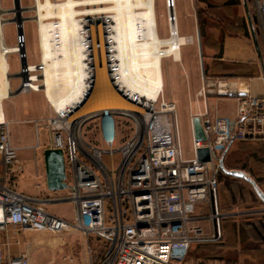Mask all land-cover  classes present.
Instances as JSON below:
<instances>
[{"label":"built area","instance_id":"built-area-1","mask_svg":"<svg viewBox=\"0 0 264 264\" xmlns=\"http://www.w3.org/2000/svg\"><path fill=\"white\" fill-rule=\"evenodd\" d=\"M171 5L172 2L170 5L167 2L168 9ZM255 7L264 36V0H255ZM15 26L14 45L24 47L22 27L17 23ZM88 41L92 52L93 44L90 38ZM94 43L100 58L98 37ZM12 54L16 55L19 76L24 71L22 60L27 66L25 49L7 53V59ZM108 74L113 82L111 65ZM18 79L17 89L23 92L27 81L22 84ZM234 89L230 81L201 78L197 97L202 98V106L190 110L192 142L187 158L182 151L176 106L163 98V93L146 102L131 99L116 88L135 110L110 111L114 137L107 141L101 133L104 147L83 135L87 122L98 120L100 126L101 113L73 118L78 103L62 111L50 105L52 114L35 125L47 131V148L59 150L63 155L67 188L63 196L51 201L69 203L73 219L67 221L48 213L43 207L48 200L30 198L0 183V234L9 225L21 231L52 234L74 229L84 238L93 235L105 242L98 264H184L193 245L221 239L219 233H206L200 226L201 221L212 223L219 216L198 215L195 211L200 204L212 203L227 149L246 140L264 145V93L253 95L248 88L245 92ZM209 96L232 97L234 116L210 112ZM5 100L0 101V163L6 177L13 178L22 171V165L10 141L9 124L3 114ZM194 118L199 120L204 141L194 140L191 126ZM116 142L119 145L114 147ZM199 149L207 150L208 161L197 159ZM115 154L119 160L114 167L111 159ZM104 156L110 158L109 166L103 162ZM34 188L39 190L40 185ZM0 264H28V255L24 252L16 259H5L0 242Z\"/></svg>","mask_w":264,"mask_h":264},{"label":"bare ground","instance_id":"bare-ground-1","mask_svg":"<svg viewBox=\"0 0 264 264\" xmlns=\"http://www.w3.org/2000/svg\"><path fill=\"white\" fill-rule=\"evenodd\" d=\"M155 1L33 0L40 64L38 68L27 62V87L23 92L42 90L49 104L59 111L78 103L73 118L103 111H134L116 88L131 99L155 100L162 92L161 59L172 56L174 61H180L181 46L190 43L178 35L175 0H171L169 9L168 0H164L170 35L159 38ZM23 9L18 0L14 7L5 10L0 0V101L10 98L12 92L6 54L27 50L25 40L24 47L5 44L3 26L8 20L3 16L11 13L18 18ZM18 22L24 33L22 21ZM96 37L100 58L94 43ZM110 65L113 82L108 74ZM234 85L233 90L246 91V85Z\"/></svg>","mask_w":264,"mask_h":264},{"label":"rangeland","instance_id":"rangeland-1","mask_svg":"<svg viewBox=\"0 0 264 264\" xmlns=\"http://www.w3.org/2000/svg\"><path fill=\"white\" fill-rule=\"evenodd\" d=\"M19 3H22L24 8L22 12H19L18 19L24 25L23 34L27 47V62L28 64L38 66L40 64V52L37 25L33 19V0H19ZM12 7H14L12 0H1V8L6 10ZM155 15L159 31L162 28L164 29L165 24L167 27L168 20L164 0L155 1ZM3 17L8 20L3 26L5 44L13 46L15 44V28L12 19L17 18L16 14L9 13ZM48 21L55 22L56 20L50 19ZM218 23L222 29L221 39L218 41L219 43L213 42V44L221 45L224 51L223 62H219L213 57L215 52L211 50L201 51L200 46L203 42L198 41V38L195 36L193 37V45L181 47L182 62L174 61L172 56L164 57L160 62L161 94L163 93V98L168 100H173L172 96H176V101L174 102L177 110L179 136L182 151L186 158L190 155L192 142L189 121L191 106L188 102V96L191 95L192 97V110L202 106V98L197 97L202 77L205 79L216 78L212 77V70L216 68L219 72L216 76L226 77L227 79L224 80L231 83H243L244 85L252 83L255 89L256 87L260 89L264 84L262 80L264 76V42L259 36L255 24H253V29L251 26L248 36L237 37L239 35L237 33H225L226 26L222 25L221 22ZM168 37L166 30L164 36L160 38ZM208 44L210 45L211 42ZM7 62L9 73H17L19 65L16 55H9ZM225 66L227 71H221ZM36 74H39V71ZM10 76L11 90L13 92L15 91L13 88L19 83V79L16 78V75L11 74ZM38 92L30 93L35 96V100L48 102L45 93L42 90ZM10 98L5 101H9ZM196 98L199 100L198 107L196 104H193ZM209 98L213 97L209 96ZM221 98H224L220 99L222 101L220 106L221 112L231 117L235 110V100L229 96ZM47 102L45 103L46 112L41 116L43 119L48 117ZM4 107L5 109L7 107V110L14 114L17 112L16 103L5 102ZM83 135L88 141H94L100 147H104L101 142V131L98 120L87 122L83 127ZM9 136L10 141L13 140L22 147L17 151L18 158L30 164L29 159H32V151L28 148L30 141L28 126L17 123L9 125ZM39 136L40 139H43L45 133L40 131ZM118 145L119 143L116 142L114 147ZM118 160L119 156L115 154L111 159V164L115 167ZM103 162L109 166L110 158L104 156ZM223 165L225 168L243 172L245 181L237 184V193L241 197L252 195L255 206L259 204V206L264 208V199L259 200L256 195L257 187L264 191V145L262 142L253 140L233 143L226 154ZM30 182L31 180L25 178L23 175L18 181V188L24 190L27 194L33 193ZM61 192L65 193L64 190H61ZM44 208L48 211V204H45ZM49 211L62 214V216L69 220L73 219L72 207L67 202L54 204ZM248 219L255 220L254 222H247ZM223 227L224 232L219 241L215 243L205 242L194 246L184 264H264V210L256 216L243 218L235 224L227 222ZM27 232L37 233L33 231Z\"/></svg>","mask_w":264,"mask_h":264},{"label":"crops","instance_id":"crops-1","mask_svg":"<svg viewBox=\"0 0 264 264\" xmlns=\"http://www.w3.org/2000/svg\"><path fill=\"white\" fill-rule=\"evenodd\" d=\"M175 9L178 35L190 40V43L182 45L181 47L193 45V37L195 36L198 38V41L203 42L202 45L200 44L201 51L211 50L215 52L213 57L219 62H223L224 51L221 45L213 44V42L219 43L218 41L221 39L220 35L222 34V29L219 27L220 24L218 22L226 26L225 33H237L239 34L237 37L248 36L251 26L253 29V24H255V28L264 42L261 22L256 13L255 0H175ZM166 30L169 36L168 24L167 27L165 24L164 29L162 28L160 31L157 25L159 38L164 36ZM210 42L211 44L209 45L208 43ZM182 60L180 52V61L182 62ZM221 71H227L226 66L222 68ZM12 74L16 75V73ZM217 74H219L218 70L213 68L212 77H216V79H227L222 76L218 77L216 76ZM18 86L19 83L13 89L17 90ZM246 86L253 95H261L264 93V84L260 89L259 87L255 89L252 83L246 84ZM30 92L32 91L20 92L18 95L12 96L9 101H5L8 103H16L17 112L14 114L8 111L7 107L5 109L4 102L3 114L9 125L17 123L28 126L30 138L28 148L32 151V159H29V164L28 162L25 163L24 160L22 161L21 158H18L22 165V171L13 178L6 177L4 167L0 163V183L30 198L48 200L46 203L48 204V211L44 208L48 213L71 221L62 216V214L49 211L54 204L65 203L51 201L59 196H63L64 192L50 191L46 188L43 151L48 146L49 135L43 126H38L39 124L35 125V122L43 119L41 116L46 112L45 103L47 101L35 100V96ZM172 99L173 100L169 101L175 104L174 101H176V96L173 95ZM220 99L224 98L207 99L209 111L216 112L219 116L229 117L228 114L221 112L220 106L222 101ZM188 102L191 106L190 110H192L193 101L191 95L188 96ZM47 103L49 116L52 114V110L49 104L50 102L48 101ZM193 104L198 106L199 100L196 98ZM234 114L235 110L231 117H233ZM40 131L45 133L43 139H40ZM11 144L16 151L22 148L13 140H11ZM231 146L227 149L222 159L221 166L223 169L218 177V186L212 203L210 205L200 204L196 207L195 211L198 215L203 216L208 214L218 215V220L212 223L203 220L200 222V226L206 233H212L213 231L219 233L221 237L224 232L223 225H225V223L232 222L235 224L243 218H251L264 210L259 204L255 206L252 195H244L241 197L240 194L237 193L236 186L240 182L245 181L244 175L237 177L231 176L225 172L236 171L234 169L225 168L223 165L226 154ZM23 175L25 178L31 180L30 183L33 193L27 194L24 190L18 188V181ZM36 184L40 185L39 190L34 188ZM260 193L264 196V191L257 187L256 195L259 200H262L264 197L262 198ZM44 206L45 205H43V207ZM254 220L255 219H248L247 222H254ZM0 242L2 255L5 259H16L20 254L26 252L28 255V264H98L103 255L105 245L102 239L93 235L84 238L74 229H68L60 234H52L49 232L29 233L27 231H21L17 227L11 225L7 226L6 229L1 232ZM209 242L215 243L217 241ZM198 245L200 244L193 245L191 249Z\"/></svg>","mask_w":264,"mask_h":264},{"label":"water","instance_id":"water-1","mask_svg":"<svg viewBox=\"0 0 264 264\" xmlns=\"http://www.w3.org/2000/svg\"><path fill=\"white\" fill-rule=\"evenodd\" d=\"M168 4H171V0L167 1ZM18 3V0H13V5L15 6ZM13 22L19 23L18 18L12 19ZM19 33H21L19 31ZM21 68L24 70L23 73L19 76L16 75V78H20L22 84L27 81L26 70V61L22 60ZM39 68V65H38ZM20 93V88L11 92V97L18 95ZM192 131L194 140L196 142L204 141V135L202 133L199 120L197 118L192 119ZM100 129L102 136L105 140L111 141L114 137V121L113 117L109 111H103L100 115ZM197 159L199 161H208V154L206 149H199L196 152ZM43 164H44V175H45V185L46 188L50 191H61L67 188L65 182V165L64 159L61 151L51 148H46L43 151ZM231 176L241 177L242 172L238 171H225ZM261 197L264 196L260 193Z\"/></svg>","mask_w":264,"mask_h":264}]
</instances>
